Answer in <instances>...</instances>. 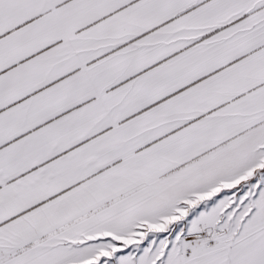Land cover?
<instances>
[{
  "label": "snow or ice",
  "instance_id": "obj_1",
  "mask_svg": "<svg viewBox=\"0 0 264 264\" xmlns=\"http://www.w3.org/2000/svg\"><path fill=\"white\" fill-rule=\"evenodd\" d=\"M0 264H264V0H0Z\"/></svg>",
  "mask_w": 264,
  "mask_h": 264
}]
</instances>
